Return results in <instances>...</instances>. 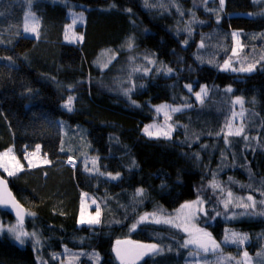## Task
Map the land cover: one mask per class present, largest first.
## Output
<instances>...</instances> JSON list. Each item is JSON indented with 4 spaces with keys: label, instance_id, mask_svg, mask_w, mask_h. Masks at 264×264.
<instances>
[{
    "label": "trees",
    "instance_id": "trees-1",
    "mask_svg": "<svg viewBox=\"0 0 264 264\" xmlns=\"http://www.w3.org/2000/svg\"><path fill=\"white\" fill-rule=\"evenodd\" d=\"M262 6V0H224L223 6L220 0H0V154L12 149L22 163L17 173L0 170V176L28 212L19 227L0 210V264H119L113 250L120 240L162 249L139 264H190L181 233L130 226L143 214L197 200L203 204L198 224L216 242L225 228L237 227L259 245ZM28 13L36 17L37 38L24 36ZM79 15L84 21L73 20ZM234 33L240 57H232ZM108 52L112 62L102 68ZM142 59L154 65L147 77L133 72H140ZM230 59L255 63L252 72H223ZM201 89L206 95L199 101ZM161 105L181 108L171 116L174 133L148 138L143 130L161 122L154 111ZM38 146L48 161L29 168L26 155ZM83 192L102 209L98 226L78 225ZM229 199L255 201V209L226 211ZM12 227L27 234L23 243ZM72 253H78L73 261Z\"/></svg>",
    "mask_w": 264,
    "mask_h": 264
},
{
    "label": "rangeland",
    "instance_id": "rangeland-1",
    "mask_svg": "<svg viewBox=\"0 0 264 264\" xmlns=\"http://www.w3.org/2000/svg\"><path fill=\"white\" fill-rule=\"evenodd\" d=\"M263 8H264V0H262ZM74 16L73 20L77 21L78 20H83L85 19L84 16ZM26 22H25V29H23L24 36L29 37V38H37L38 37V30H37V20L36 17L33 16L32 14L28 13L26 14ZM80 24L73 25V29L75 30L76 27L84 25V22ZM69 36L72 37L74 34ZM77 40L81 39L82 36L77 35ZM76 37H73L71 39L66 38V42L68 43H73L75 42ZM234 42L235 45L233 47L232 51V57H240L242 53V45L240 44L239 41V36L238 33H234ZM100 66L102 68H106L111 62H112V55L108 52L105 53L101 58H100ZM227 62V67H225ZM222 67L221 70L223 72H228V73H234V74H239V73H249L252 71H242L241 69H247L249 67H252L253 70V64L251 62H244L241 59H230L226 61ZM140 66V72L133 71L132 68H129L130 71L132 70L133 72L137 74H141L142 76H148L151 72L152 67H154L153 63L149 59H142ZM138 66V67H139ZM149 67V68H148ZM235 69V70H233ZM142 70V71H141ZM130 92V89H117L116 93L126 95L127 93ZM201 94V93H200ZM206 94H201V98L199 101L202 99L203 96ZM197 98V96H196ZM160 109V111H157V109ZM173 109H178L177 111H173ZM183 109V108H182ZM154 111L156 113L157 117H161V122L154 121L149 123L143 130V133L148 137V138H170L172 137L174 133V124L171 122V116L172 114H176L181 111L180 107H177L175 105H161L158 106L156 109L154 108ZM234 119H241V115H234ZM62 124L64 123L63 121L61 122ZM146 129H148V132L146 133ZM80 131L84 134H87V128L86 127H80ZM63 136H66V129L62 128ZM81 133V135H82ZM165 133H168V136H165ZM86 140V137L83 136ZM84 139H82V142H85ZM64 147V139L62 142V148ZM7 153V155H5ZM27 165L29 168L39 166V165H45L48 161L46 158H44L41 155V150L40 147H36L35 151L30 152L26 155V160ZM68 165L71 168H75L77 166V162L74 160H70L68 162ZM5 168H7L8 171H5ZM22 169V163L19 161L17 156L14 154L12 149L5 151L4 153L0 154V170L8 174L7 172H12L13 174L17 173ZM201 201V200H200ZM228 201H231V203H228L229 206H237V202L234 199H229ZM227 202V201H226ZM192 204V208L187 209V208H180L175 211H164V212H154V213H147L143 214L141 217H145L144 220H141V217L135 221L133 224H131L130 228L133 230H136L139 226L141 225H146V226H153V227H161L165 228L167 230L179 232L183 235V241L190 239L194 236H199L200 233L196 232V229H202L204 232L209 233L207 230L204 228L200 227L198 224V217L199 215L203 212V204H195L194 202L188 203ZM225 204V203H224ZM241 205V204H240ZM154 214V215H153ZM190 214H194L196 217L195 219H192L191 222H187L188 217ZM238 212L231 214L228 218V220H232L235 217H237ZM173 219L176 224H179L181 227L176 228L172 227L168 223H164L163 221L168 220V219ZM81 220H84V223H81ZM95 221V222H89V221ZM102 220V209L98 202L90 197L87 193H82L81 198H80V212L78 216V225L79 226H98ZM159 220L160 222L157 223L156 221ZM17 225V224H15ZM135 225V227H133ZM19 227H23L18 225ZM187 228V231H184L183 229ZM234 229V230H233ZM236 229V230H235ZM237 229L239 228H225L224 235L222 237L221 242H216L212 237V240L215 241L217 245H219L218 248L215 250H212L211 246L209 248V251L205 254L202 250H199L195 245H189L188 248L191 250L190 253H195V255H190L187 256L190 259V264H264V240H262L261 243L256 244L254 240H252V236H250L247 233L238 231ZM0 231H2V227H0ZM131 231V232H132ZM236 233L239 234L240 236H247V239L243 243H233L232 242V234ZM211 236V235H210ZM13 237L16 241L15 234H13ZM256 238V237H255ZM206 239V238H205ZM19 242V241H18ZM16 243V242H15ZM18 244V243H16ZM20 245V244H19ZM23 245L20 246H24ZM158 251H162V249L157 245ZM67 251V250H66ZM63 251L62 257L65 256V252ZM245 253L247 255H245ZM78 253H72L71 254V260H74V257L77 256ZM203 262V263H202Z\"/></svg>",
    "mask_w": 264,
    "mask_h": 264
},
{
    "label": "snow or ice",
    "instance_id": "snow-or-ice-1",
    "mask_svg": "<svg viewBox=\"0 0 264 264\" xmlns=\"http://www.w3.org/2000/svg\"><path fill=\"white\" fill-rule=\"evenodd\" d=\"M220 4H221V6H223L224 0H220ZM129 47H131V44H129ZM225 67H227V62H226ZM233 70H235V69H233ZM241 70L242 71H252V67H249L247 69H241ZM169 71H171V70L169 69ZM229 91H230V89H229ZM201 94H206V90L205 89H201ZM201 94H197V99L201 98ZM65 107H68V105H65ZM69 110H71V109L69 108ZM177 110L178 109H173V111H177ZM157 111H160V109L158 108ZM145 131L147 133L148 129H146ZM231 134L232 133H229V135H231ZM236 134L239 135V132H237ZM165 136L167 137L168 133H165ZM5 155H7V153H5ZM5 171H8L7 168H5ZM8 174L12 175L13 173L12 172H8ZM113 179H115V177H113ZM0 184H3V181H0ZM4 191L7 192L6 185H5ZM141 191L142 190H138V194ZM7 196L10 197L11 194L7 193ZM229 196H231V193H229ZM247 199L251 201L252 197L249 196ZM0 203H7V201L4 199L3 196H0ZM12 203H13V205L16 208H19V205H16L15 201H12ZM194 203L195 204H200V203H202V201L197 200ZM228 203H231V201L225 202V210L226 211L228 209ZM192 206H193L192 204H184V205H182V208L190 209V208H192ZM237 206H243L245 209H247L249 207H252L253 209H255V201H253V203L251 205H249L247 203H243V204L237 205ZM259 214L264 215V212H261ZM17 216L19 218V216H20L19 212H17ZM195 218L196 217L194 216V214H190V216L187 219V222H191V220L195 219ZM144 219H145V217H141V220H144ZM84 222H85L84 220H81V223H84ZM89 222H95V221L93 220V221H89ZM156 222L159 223L160 221L157 220ZM163 222L170 224L172 227H176V228H180L181 227L179 224H176L174 222V220L171 219V218L168 219V220H165ZM133 227H135V225ZM183 230L187 231V228H184ZM8 231L13 232L15 234V236H16V239L18 241H20L21 243H23V241L21 240V236L22 235H27L26 233L18 232L15 227L9 228ZM196 232L200 233V235L199 236H194V237H192L190 239L185 240L184 244H183L184 247H188L189 245H195L199 250H202L205 254L209 251L210 246H211L212 250H215L216 248L219 247V245H217L215 243V241L212 240V238H211L209 233L204 232L202 229H196ZM246 239H247L246 235L245 236H240L239 234H236V233L232 234V242L233 243H237V242L243 243ZM119 243H120V241H117V244H119ZM137 247L138 248H142V249H147V250H150V251H157L156 245H154V244L153 245H138ZM142 254H147V253L146 252L145 253H138L137 255L139 256V255H142ZM190 255H195V253H190ZM245 255H247V254L245 253ZM117 256H118V258H120L119 251H117Z\"/></svg>",
    "mask_w": 264,
    "mask_h": 264
},
{
    "label": "water",
    "instance_id": "water-1",
    "mask_svg": "<svg viewBox=\"0 0 264 264\" xmlns=\"http://www.w3.org/2000/svg\"><path fill=\"white\" fill-rule=\"evenodd\" d=\"M0 181H3V184H0V196H3L7 203H0V210L11 215L18 224L24 225L28 212L27 210L18 202L14 196L10 185L7 180L0 176ZM6 185L7 192L4 191ZM7 193H10L11 196H7ZM12 201H15L16 205H19V208H16ZM17 212L20 213L18 218ZM138 245H148L141 242H133L131 240H120V243H116V247L113 250L114 256L119 264H139L145 258L152 255L155 251H150L147 249L138 248ZM117 251L120 253V258L117 256ZM147 253L142 255H137L138 253Z\"/></svg>",
    "mask_w": 264,
    "mask_h": 264
}]
</instances>
